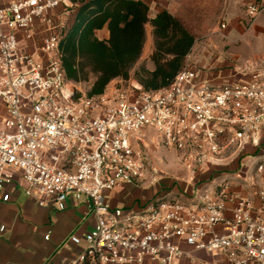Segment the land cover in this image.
I'll use <instances>...</instances> for the list:
<instances>
[{
	"label": "built area",
	"instance_id": "obj_1",
	"mask_svg": "<svg viewBox=\"0 0 264 264\" xmlns=\"http://www.w3.org/2000/svg\"><path fill=\"white\" fill-rule=\"evenodd\" d=\"M59 7L65 16L72 4L0 0L1 200L10 202L9 188L18 186L40 207L64 211L71 199L87 207L95 222L83 239L84 264H177L200 252L224 255L228 264H264V188L258 205L232 191L257 189L264 173V68L216 84L186 65L158 91L130 78L99 97H77L61 69ZM262 14L264 0L247 4L248 24ZM159 147L174 150L186 183L202 192L189 201L114 206L118 186L167 177ZM237 156L248 159L244 168L219 166Z\"/></svg>",
	"mask_w": 264,
	"mask_h": 264
},
{
	"label": "trees",
	"instance_id": "obj_2",
	"mask_svg": "<svg viewBox=\"0 0 264 264\" xmlns=\"http://www.w3.org/2000/svg\"><path fill=\"white\" fill-rule=\"evenodd\" d=\"M69 15L60 31L59 55L64 79L87 83V98L104 94L115 79H135L147 91L167 88L186 67L196 37L181 18L167 10L149 19V6L142 0H68ZM153 27L151 61L135 68L146 42V25ZM107 27L109 37L96 32ZM80 97V94H77Z\"/></svg>",
	"mask_w": 264,
	"mask_h": 264
},
{
	"label": "crops",
	"instance_id": "obj_3",
	"mask_svg": "<svg viewBox=\"0 0 264 264\" xmlns=\"http://www.w3.org/2000/svg\"><path fill=\"white\" fill-rule=\"evenodd\" d=\"M142 1L149 6V19H154L164 10L174 16L180 13L181 4L175 3V0H164L155 4H151L148 0ZM68 15L69 13L61 18L60 24L65 23ZM145 29L146 42L135 68L146 64L147 69L153 71L155 69L154 63L151 61L155 49L153 27L151 24H147ZM43 35L44 32H41L37 38ZM96 35L101 40L108 39L107 27L97 31ZM0 116H6L5 107L1 103ZM229 166L231 167V165ZM257 179V189L247 188L240 184L235 186L232 191L241 197L255 199L256 205H258L256 194L259 189L264 188V173L258 174ZM176 180L178 179L162 177L157 184L146 183L145 187L120 185L110 195V199L112 204L117 207L142 206L155 197L178 199L175 194L179 190L173 187L175 182H179ZM179 185L185 186L187 190V196L179 199L182 201H189L202 192L184 181ZM164 187H169V190L162 191ZM9 190L12 195L10 202L5 203L0 198V264H84L80 260L85 246L83 239L93 228L95 222L94 216L87 207L77 204L72 199L68 201V208L64 211L57 210L52 203L40 207L34 199L24 193L22 188L10 187ZM214 192L213 189H208L207 194L213 196ZM165 195L169 197H165ZM231 208L232 205L228 204L227 217L231 216ZM72 236L81 239V243L74 244L71 241ZM184 249H186L185 246ZM195 256L194 260L183 258L177 264H228L226 257L218 253L200 252Z\"/></svg>",
	"mask_w": 264,
	"mask_h": 264
},
{
	"label": "rangeland",
	"instance_id": "obj_4",
	"mask_svg": "<svg viewBox=\"0 0 264 264\" xmlns=\"http://www.w3.org/2000/svg\"><path fill=\"white\" fill-rule=\"evenodd\" d=\"M148 1L155 4L164 0ZM253 1H174L181 4L178 15L186 22L196 37L187 65L195 69L203 81L216 84L228 83L237 79H245L249 73L264 68V14L260 15L254 24H248L245 18L246 6ZM55 14L60 23L65 14L63 8L59 7ZM118 80L122 79H115L108 86L115 84ZM131 80L135 79L131 78ZM75 87L78 94L86 95L91 86L87 83H79L75 84ZM156 154L159 156L157 157L159 159L158 164L168 174L167 177L177 178L176 181H179L173 184L174 189L179 190L175 194L176 197L182 199L187 196L186 187L179 184L182 181L186 182L190 175L179 161L174 150L159 147ZM235 158L233 160L226 159L219 166L222 167V170L231 172L235 168L246 166L247 158ZM237 160L240 165L237 164ZM236 171L238 170L236 169ZM165 190H169V187L162 189V191ZM165 197L169 196L165 195Z\"/></svg>",
	"mask_w": 264,
	"mask_h": 264
}]
</instances>
